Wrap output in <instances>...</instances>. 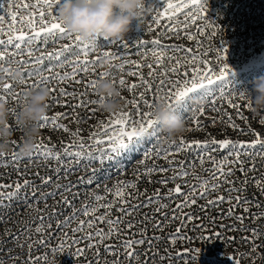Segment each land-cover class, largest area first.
I'll list each match as a JSON object with an SVG mask.
<instances>
[{"label": "snow or ice", "instance_id": "snow-or-ice-1", "mask_svg": "<svg viewBox=\"0 0 264 264\" xmlns=\"http://www.w3.org/2000/svg\"><path fill=\"white\" fill-rule=\"evenodd\" d=\"M59 3L60 0H27V2L22 3H18L17 0H5L2 5L5 11L3 15H0V73L4 76H9L11 65L19 64L23 66L24 75L19 81L8 80V82L0 85V97H11L20 105L24 102V93L29 87H38L42 83L49 85L53 81L59 85L71 80L77 84L83 83V90L77 93L75 90L69 92L67 88L63 87L50 88L51 92L58 91L60 93V96H53L51 100L54 103H61V96H72L73 99L79 96V102L71 104V108L85 107L89 103L99 102V100L90 101L84 99L90 88L95 89L98 81V79H88V74L96 73L101 78L109 77L112 75L110 69L115 68L121 73L126 71L128 75L139 77L138 82L134 81L131 84H127L128 91L132 93V98L128 100V103L135 105V107L132 111L121 109L117 113L110 114L106 122L101 120L98 125H94V128L100 127V131H92L90 133L88 140L91 143L88 145H85L82 137L79 138V143L76 141L75 138L79 136L80 129L73 131L67 125L60 123L68 113L57 112L51 116H45L40 123L41 128L51 123L56 128L69 132L74 139L68 144L61 142L62 147L57 149L52 144L50 138L45 142L44 138L41 137L36 150L31 156L56 159L61 163L70 157L76 163L69 162L63 169L59 167L53 169L56 172L57 180L54 188L45 192L40 189L53 184V176L41 177V184L36 185L33 181L23 178L27 173L20 171V164L18 163L20 156L17 153L12 152L0 155V158H10L20 177V179L14 180L12 183L0 182V207H10L13 203H16L21 205V210L33 208L34 203L47 201L49 197L70 191L73 186H76V183L69 181L67 184H60V172L63 171L66 177L69 171L80 167L81 164L85 168H89L91 175L87 178L80 176L77 178V182H83L87 186L96 184L99 187L98 178L96 177L99 169L90 168L92 163L99 162L103 164L106 159L113 160L134 141L148 139L150 141L155 140L157 144L159 143V121L153 118L150 109L160 98L158 95L160 91H163L168 97L170 106L174 110L193 114L194 124L197 129L203 127L199 116L205 113V101L207 105L213 107L220 102H225L237 110L236 115L243 118V112L239 111L242 105L235 101L245 100L246 93L239 92L236 94L228 86L227 80L231 65L227 63V46L224 48L216 47L214 49L216 53L215 61L217 63H213L203 58V52L194 51L192 47H182L178 44H164L161 39V37L167 38L170 34L179 37L181 33L189 40L195 39L200 34H206L208 38H212L215 32L220 30V25L208 18L205 0H165L163 5L159 7L155 6V0H148V13H154V15H150L151 23L147 25V31H153V25H155L160 30V36L154 37L151 40H138L135 45H129L124 37L109 39L100 34L94 35L90 40H82L79 35L72 33L57 15L56 8ZM143 18L144 13L140 19L142 20ZM165 20L168 23L165 24ZM201 20L205 21L203 25L199 23ZM193 28L196 30L195 33L191 31ZM209 28L212 29V32H206ZM101 37L106 41L103 44L99 42ZM201 43L199 40L196 41L197 46ZM52 45H55V47H51L48 51L40 50L48 49ZM108 45L116 47L113 50L112 48H108ZM149 45H151L150 48L148 47ZM133 49L136 50V53L142 60H147L149 56L152 59L146 65L141 63L140 60L130 59L133 55ZM141 49L143 51H140ZM37 52L39 53L38 55L35 54ZM96 52L100 54L93 55ZM166 60L169 62L167 66H165ZM113 61H118V63H112ZM106 62L108 69L97 73V68H103ZM153 65L160 68V71L155 76V80H158L159 83L155 85L151 80L153 73L156 72V68ZM145 66L149 69L147 78L140 71ZM57 69L61 70L58 71ZM113 81L117 82L116 80ZM165 81H167V84H165ZM118 83L122 87L125 86L124 75L119 77ZM18 84L27 85V87L17 93L15 89ZM141 86H143V90L137 93L136 89ZM154 87L156 93L149 99L145 93L152 91ZM194 97L203 102L197 103L193 99ZM62 103L64 107L69 106L68 101H63ZM141 105L147 106L148 110H143ZM247 106L251 107L250 99L247 100ZM227 118L231 127L240 133L245 131L252 132L255 139L245 141L229 137L220 139L210 137L203 140H188L181 136L177 141H170L168 149H160L153 144L150 150L148 148L143 151L142 155L145 160H141L139 163L144 164L147 159L153 157L156 159L163 158L168 161L169 167L179 169L171 177H165L156 181L163 185L190 175V171L185 168L186 161L175 158L174 154L181 152L191 153L194 159L198 160L201 164L204 162V157L208 156L212 160L213 168L217 170L213 173V178L219 175L225 177L223 181L218 180L217 183L209 184L207 179L196 176V180L200 181V183L190 185L187 191H184L179 183H176L173 188L168 190L165 194L167 198L171 199L173 195L182 197L176 203L175 208L172 209L170 220L163 221V224L166 225L172 220H176V213L178 212L180 213V217H182L175 231L167 235V239L170 242L169 248L174 246L177 240L190 239L181 232V229L186 227L185 221L192 222L193 220L200 219L193 212H183L182 209L184 207L196 205L198 199L205 196L209 191L218 189L222 183L234 184L235 181H228L226 179L234 171L239 170L245 176L248 170L255 171V163H251L250 168L245 169L244 164L246 161L242 157L247 156L250 161L254 160L255 156L264 158V136L251 127L245 129L235 124L233 114L231 113L227 114ZM214 122L215 119H213ZM12 143L15 144L16 141H12ZM257 147L261 149L260 152L255 151ZM217 151L224 154L219 160H216L214 156V153ZM170 156H172L171 160H169ZM227 164H239L240 168H226ZM167 171L168 168L153 162L151 166L141 170V174L145 178H150L153 173H164ZM36 175L38 176L39 173H36ZM149 182L153 181L149 179ZM255 182L260 190L264 192V185H262L261 180L256 179ZM185 183H188L187 180H185ZM241 183L246 185L247 179L242 180ZM116 184V187L105 186L103 194L93 192L92 202H86L80 208H75L73 204L74 200L81 195L80 192L72 193L71 198L62 195L61 200L56 203H62L71 208V213L64 215L63 219H59V216L63 213L56 208H53V211L46 213V215H38L35 218L39 221L35 228L38 238L29 243L28 264H36V261L40 259L47 261L46 253L42 254V256H33L31 255V248L33 244L38 247H48L50 241L58 232L62 233L63 238L59 244L51 247L50 251L55 253L65 247L71 248V245L67 243L69 233L64 231L65 228H68L72 233L70 237L72 245H79L81 241H87L86 247L96 249L97 257H99L101 246H103L106 252L116 255L117 259L113 260L111 264H119L120 249H123V252L126 253L129 259H138L135 246L147 244L150 250L152 241L160 237L145 238L147 231L145 228L139 230L141 235L139 239H135L136 234L132 233L131 237L123 239L118 245L106 243V241L112 240L114 236L119 238V233L122 230L117 225L123 223V217L130 215L138 207H146L155 202L158 206L154 211L160 213L161 208H168L169 205L167 203L161 204V193L157 189L154 190L152 196L145 195V201L141 205L133 204L131 207H125L126 204L131 203V198L138 197L141 194L137 188V181H117ZM128 188L134 191H126ZM242 190L244 189H229L230 192ZM144 192L146 194L147 190L145 189ZM226 198L228 200L235 199L238 202L235 206L228 209L229 216H235L236 220L243 222L245 216L243 214H236L234 208L239 207V202L242 200L244 203H247V198L245 197H225L220 195L206 200L203 205H200V208L202 210L206 209ZM47 207L48 205L45 203V209ZM114 208L121 215L113 217ZM45 209H38L37 211L44 213ZM101 209H103L102 212ZM244 211L248 212V209L245 208ZM164 215L167 216L168 214L165 213ZM253 215L255 216L256 214ZM259 215H264V213H260ZM78 216L84 218L77 219ZM145 216L147 217V214ZM152 219L155 220V216ZM53 221H55L54 230ZM0 222H3V217H0ZM31 223L32 221L26 222V231H30ZM101 223L106 224L107 228L99 227ZM209 223L215 224V217H209ZM193 226L196 227L195 225ZM126 227L127 229H132L134 227L133 222L129 220ZM153 227L160 228L161 222L157 221ZM219 227L225 228L230 227V225L221 224ZM199 228H206V225L200 224ZM249 231H251L252 236L241 237V239L247 243H251L254 250L258 247L255 244V239L258 238L259 229L252 228ZM12 235L15 237V234ZM216 235L220 236L221 234L216 233ZM207 238L210 239L211 237ZM83 251L84 249L77 248L76 254L79 255ZM193 251L199 252L200 249H184L177 252L175 256L177 258L188 257ZM247 254L241 253V256ZM157 255L158 252L152 253L153 258ZM170 258L171 253H168L167 256H160L162 261ZM195 258L196 256H191V259L195 260ZM232 259L234 264H239V261L235 257ZM96 264H100L99 259H97ZM105 264H108V262L106 261ZM144 264H147V261Z\"/></svg>", "mask_w": 264, "mask_h": 264}, {"label": "rangeland", "instance_id": "rangeland-1", "mask_svg": "<svg viewBox=\"0 0 264 264\" xmlns=\"http://www.w3.org/2000/svg\"><path fill=\"white\" fill-rule=\"evenodd\" d=\"M4 2L5 0H0V15H3L5 11L2 6ZM17 2H27V0H17ZM164 2L165 0H155V6H162ZM205 2L207 4L208 18L220 25V30L216 31L212 38H208L206 34H200L196 36L195 39L189 40L184 37L183 33H181L179 37L170 34L167 38L161 37V39L164 44H178L182 47H192L194 51L198 50L203 52V58L212 61L213 63H217L215 61L216 53L214 51L216 47L214 46V48H209L210 42L219 39V42H217L218 47L224 48L227 46V63L231 65V70L227 80L228 86H230V89L235 91L236 94L239 92L246 93L245 100L235 101L236 103L242 105L239 111L243 112V118L236 115L235 113L237 110L233 109L225 102H220L213 107L211 105H207V102L205 101V113L199 116L203 125L202 128H196L193 120V114L178 111L185 117L188 126V130L183 137L188 140H203L210 137H215L217 139L229 137L245 141L255 139L252 132L245 131L240 133L231 127L227 118L228 113L233 114L235 124L245 129L251 127L252 129L259 131L261 135L264 136V125L260 123V120L264 119V113H254L252 111V104L251 107L247 106V100L250 99L248 93L254 95V93H252L253 77L264 74V0H205ZM150 15H154V13L150 14L146 11L142 20H133L130 30L124 36V39L129 45H135L138 40H149L160 36V30L155 25H153V31H147V25L151 23ZM164 23H168L167 20H165ZM199 23L200 25H203L205 21L201 20ZM191 31L195 33L196 30L193 28ZM206 32H212V29L209 28ZM197 40L202 42L199 46L196 44ZM99 42L103 44L106 41H104L101 37ZM51 47H55V45L50 46L48 49L40 50L48 51ZM107 47L114 50L116 46L108 45ZM148 47L150 48L151 45ZM132 51L133 55L130 59L140 60V62L145 65L152 59V57L149 56L147 60H142L136 53L135 49ZM140 51H143V49ZM35 54L38 55L39 53L37 52ZM99 54L100 53L98 52L93 53V55ZM181 55H183V53H181ZM112 63H118V61H113ZM168 63L169 62L166 60L165 66H167ZM153 67L156 68V72L153 73V78H151V80L155 85L159 83L158 80H155V76L160 71V68L156 65H153ZM106 69H108V64H105L103 68L98 67L97 73ZM57 70L60 71L61 69ZM110 71L112 75L107 78L116 80L117 86L123 90L122 109L132 111L135 105L128 103V100L132 98V93L128 91L127 84H131L134 81L138 82L139 77L128 75L126 71L121 73L115 68L110 69ZM140 71L144 73L145 71H149V69L145 66L140 69ZM252 71L255 72L249 75ZM121 75L125 76L126 83L124 87L118 83ZM100 78L101 77H99L96 73L88 74V79ZM165 84H167V81H165ZM49 86L51 88H67L69 92L75 90L77 93L82 91L84 88L83 83L77 84L71 80L65 81L59 85L53 81L49 84ZM25 87H27V85L18 84L16 85L15 91L19 93L21 89ZM142 90L143 86L136 89V92L138 93ZM154 93H156L155 87L152 91L146 92L145 95L151 99ZM158 95H164V92L160 91ZM53 96H60V93L58 91L51 92V97ZM51 97L49 100L50 106L48 115L51 116L57 112L68 113V115L60 121V123L67 125V127L73 131L77 129L81 130L79 132V136L75 138L78 143L80 142L79 138L82 137L85 145L90 144L91 141L88 143L85 141V138H88L92 131H100V127L94 128L93 126L98 125L101 120L106 122L110 116V114H105L100 111L97 102L89 103L85 107L75 109L71 108V104L79 102V96H77L76 99H73L72 96H61V103H54L51 100ZM9 99L11 102L19 106L14 99L11 97H9ZM84 99L98 101L99 96L95 92V89L90 88L88 93L84 96ZM63 101H68L69 106L64 107L62 103ZM141 107L145 111L148 110L147 106L141 105ZM213 119H215L214 123ZM159 136L160 139L158 144L155 140L150 141L148 139L134 141L113 160L106 159L103 164H100L99 162L92 163L90 168L99 169L96 173L99 187H97L96 184L87 186L83 182H77L78 177L84 176L87 178L91 175L89 168H85L84 165L81 164L80 167L69 171L66 177L63 171L60 172V184H67L69 181L76 183V186H73L70 191L63 192L62 194L55 195L54 197H49L47 201L34 203L33 208L21 210V205L16 203H13L10 207H0V217H3V222H0V264H28V255L30 251L29 243L35 239L30 240L31 238L29 235L24 234L23 231L17 229V224L15 223V226L13 223L15 218H18L22 214L24 218L37 214L39 213L37 211L38 209H45L46 203L48 207L42 215H46V213L52 212L53 208H56L63 213L59 216V219H63L64 215H69L71 213V208H68L62 203H56L61 200L62 195L69 196L71 198L72 193L80 192L81 195L73 202L75 208H80L82 204L92 202L93 192L103 194L105 186L116 187L117 181H137V188L141 193L138 197L131 198V203L126 204L125 207H131L133 204L141 205V203L145 201V195L152 196L154 190L157 189L161 193V204L167 203L169 205L168 208H161V212L157 213L154 209L158 205L154 202L146 207H138L136 211L123 217L124 222L117 225V227L122 230L119 233V238L114 236L112 240L106 241V243H114L118 245L123 239L131 237L132 233L136 234L134 237L135 239H139L141 238L139 232L141 228H145L147 230L145 238H151L153 236L160 238L152 241V247L150 250L148 249L147 244L135 246L136 252L138 253V259H129L126 253L123 252V249H120L119 251L121 254L119 255V264H144L145 261H147V264L151 262L156 264H234L232 259L233 257L239 261V264H264V215H259L260 213H264V192L260 190L255 182L256 179H260L262 185H264V158L255 156L254 160L250 161L247 156L242 157V159L246 161L244 164L245 169H249L250 164L255 163V171L248 170L246 176L239 170L234 171L232 175H229L226 178L228 181H235L234 184L222 183L218 189L209 191L205 196L198 199L196 205L184 207L182 209L183 212H193L196 216L200 217V219L193 220L192 222L185 221L186 227L182 228L181 232L190 239L177 240L174 246L169 248L170 242L167 239V235L168 233L175 231V228L180 224L182 217H180V213L178 212L176 213V220H172L166 225L163 224V221L170 220L172 209L175 208L176 203H178L182 197L173 195V197L169 199L165 195L168 190L173 188L176 183H179L181 184L182 189L187 191L190 185L200 183V181L196 180V176L207 179L209 184L217 183L218 180L223 181L225 177L223 175H219L218 177L213 178V173L217 170L213 168L212 160L209 159L208 156L204 157V162L201 164L198 160L194 159V156L191 153L181 152L179 154H174L175 158L177 160L186 161L185 168L190 171V175L176 181H170L167 185L156 182L162 178L171 177L174 172L179 170L176 167H169L168 161L163 158L156 159L153 157L151 159H147L144 164L139 163L141 160H145L142 155L143 151L148 148L150 150L153 144L160 149H168L170 141H177L180 138H166L165 134L161 131V128ZM41 137L44 138L45 142H47L48 138H50L52 144L55 145L57 149L62 147L61 142H63V144H68L74 139L69 132L60 130L51 123L42 128ZM14 141H16L15 138ZM255 151L260 152L261 149L257 147ZM12 152L17 153L16 143L13 144L12 151L8 153ZM223 155L224 154L219 151L214 153L216 160L221 159ZM171 159L172 156L169 157V160ZM69 162L73 164L76 163V161H73L70 157L63 163L56 159H45L41 156H20L18 161L20 164V171L27 173L23 178L33 181L36 185L41 184V177L49 175L53 176L54 183L40 189L45 192L52 190L57 180L56 172H54L53 169L58 167L63 169ZM153 162L162 167L168 168V171L164 173H153L150 178H145L141 174V170L145 167L151 166ZM226 168L239 169L240 165L227 164ZM36 173H39V175L37 176ZM17 179H20V177L10 158H0V182L12 183ZM149 179L153 182L150 183ZM244 179H247L246 185L241 183ZM185 180H187V184L185 183ZM230 188H242L244 190L230 192ZM249 188H253L254 191H250ZM145 189L147 190L146 194L144 192ZM126 191L134 190L128 188ZM220 195L225 197L239 196L247 198V203H244L242 200L239 202V207L234 208L236 214H243L245 216L243 222L236 220L235 216H229L228 214V209L238 203L235 199L228 200L226 198L223 201H218L216 205L209 206L206 209L202 210L200 208V205H203L206 200L213 199ZM109 198H111V196H109ZM245 208L248 209V212L244 211ZM8 210L13 213L11 214L13 216L11 219L10 215H8ZM102 211L103 209H101V212ZM165 213L168 215L165 216ZM145 214H147V217ZM253 214L256 215L254 216ZM112 215L113 217H116L121 215V213L116 211L114 208ZM153 216H155V220L152 219ZM209 217H215L216 223L210 224ZM83 218L84 217L82 216H78L77 219ZM129 220H131L134 224L132 229H127L126 227ZM157 221L161 222L160 228L153 227ZM38 223L30 226V229L35 231ZM45 223H47V221H45ZM200 224H205L206 228H199ZM221 224L230 225V227H219ZM99 227L107 228V225L101 223L99 224ZM252 228L259 229L258 238L255 239V244L258 245V247L254 250L251 243H247L241 239V237L252 236L251 231H249V229ZM54 229L55 221H53V230ZM64 231L69 233L67 243L71 245V248L65 247L55 253L50 251V248L59 244L60 240L63 238L62 233L58 232L50 241L48 247H38L33 244L31 248V255L42 256V254H47V261L40 259L36 261V264H96L97 259H99L100 264H105L106 261L108 264H111L113 260L117 259L116 255L106 252L103 246L100 247L99 257H97L96 249H89L86 247L87 241H81L79 245H72L70 239L72 233L68 228H65ZM216 233H220L221 235L217 236ZM12 234H15V237ZM35 236L37 237L36 232ZM207 237L211 238L208 239ZM77 248H82L84 251L77 255ZM184 249H200V251H193L188 257L177 258L175 254ZM153 252H158V255L155 256V258L152 257ZM168 253H171V258L162 261L160 256H167ZM241 253L248 254L241 256ZM193 255L196 256L195 260L191 259V256Z\"/></svg>", "mask_w": 264, "mask_h": 264}, {"label": "clouds", "instance_id": "clouds-1", "mask_svg": "<svg viewBox=\"0 0 264 264\" xmlns=\"http://www.w3.org/2000/svg\"><path fill=\"white\" fill-rule=\"evenodd\" d=\"M148 0H60L57 15L65 26L82 40H90L100 34L108 38L124 37L134 19L148 11ZM107 65V62L105 63ZM10 75L0 73V85L8 80L19 81L24 75L23 66L11 65ZM250 96L252 111L264 113V74L253 77ZM48 84L29 87L24 102L17 106L9 98L0 97V155L12 151L14 138L17 154L31 157L42 136L41 121L49 112L51 90ZM95 92L99 96L98 107L105 114L121 111L123 90L110 78L98 79ZM197 103L203 101L193 98ZM153 118L159 121L161 131L168 139L183 136L188 130L185 117L174 110L164 94L152 105ZM264 125V119L260 120Z\"/></svg>", "mask_w": 264, "mask_h": 264}, {"label": "trees", "instance_id": "trees-1", "mask_svg": "<svg viewBox=\"0 0 264 264\" xmlns=\"http://www.w3.org/2000/svg\"><path fill=\"white\" fill-rule=\"evenodd\" d=\"M243 1H246V0H243ZM231 11H233V10H231ZM230 11V12H231ZM152 39V38H151ZM151 39H149V40H151ZM217 42H219V39H217L216 41H213V42H210V46H209V48H214V46L215 47H218V44H217ZM255 71H252L251 73H249V75H251L252 73H254ZM147 73H148V71L146 72H144V74H145V76L147 77ZM247 75V74H246ZM246 75H244V76H246ZM85 141L86 142H90L89 140H88V138H85ZM250 189V191H254V189L253 188H249ZM10 210V209H9ZM8 210V215H10V219L13 217L11 214H13L12 213V211H9ZM38 215H42V213H37V214H34V215H32V216H29L28 218H24L23 217V214L22 215H20L18 218H15L14 220H13V223L15 224H17V229H19L20 231H23V233L24 234H27V235H29V237L31 238L30 240H33V239H37L38 238V234H37V237L35 236V231L34 230H32V229H30V231H26L25 230V224H26V222H28V221H32V223H31V225L30 226H33L34 224H36V223H38L39 221L38 220H36L35 218L38 216ZM16 224H15V226H16ZM34 240V241H35ZM149 264H156V263H153V262H151V263H149ZM169 264V263H168Z\"/></svg>", "mask_w": 264, "mask_h": 264}, {"label": "built area", "instance_id": "built-area-1", "mask_svg": "<svg viewBox=\"0 0 264 264\" xmlns=\"http://www.w3.org/2000/svg\"><path fill=\"white\" fill-rule=\"evenodd\" d=\"M87 257H88V255H87Z\"/></svg>", "mask_w": 264, "mask_h": 264}]
</instances>
